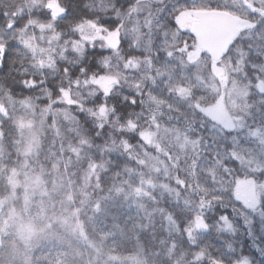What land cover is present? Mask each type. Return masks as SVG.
Segmentation results:
<instances>
[{"label": "trees", "instance_id": "1", "mask_svg": "<svg viewBox=\"0 0 264 264\" xmlns=\"http://www.w3.org/2000/svg\"><path fill=\"white\" fill-rule=\"evenodd\" d=\"M23 3L0 0V5ZM61 4L68 6L72 20L98 16L109 28L116 23L124 28L125 43L118 55L97 48L83 59L71 56L73 65L95 64L89 67L90 79L121 69L130 80L114 85L111 95L93 85L98 92L75 96L76 102L69 105L72 116L55 129L49 123L52 118L42 114L39 118L20 100L37 99L40 111L62 97L56 92L58 84L73 93L91 84H83L81 78L79 87L62 85L59 73L48 71L47 85L25 90L20 81L33 73L39 76L40 70L22 44L11 43L6 67L0 70V104L5 105L0 110V264H239L244 260L264 264V192L256 208L237 195L240 180L259 186L264 182V140L252 135L254 130L264 134V53L258 54L256 48L264 38V31L257 30L264 27V14L259 12L264 11V0H61ZM113 4L121 19L104 20L98 10ZM138 6L142 11H133ZM187 9L226 10L241 19L224 58L213 60L202 50L197 60H187L183 47L192 48L196 35L176 22ZM34 15L46 18L43 12ZM135 20L142 24L141 39L131 28ZM57 29L67 31L68 24L59 21ZM106 55L113 57L111 68L97 63ZM132 58L142 64L134 72L124 68ZM148 59L149 68L144 65ZM214 61L226 66L230 80L244 91L235 108L244 123L240 128L224 127L201 108L220 95ZM173 85L189 87L190 96L182 97L178 91L167 95L166 89ZM122 95L135 96L137 104L122 101ZM150 96L165 103L157 106ZM102 106L106 114H101ZM153 115L161 125L157 137L164 127H171L197 144L173 148L161 136L160 149L146 144L138 133L156 131ZM31 116L37 120L28 136L36 137L33 145L20 129V121ZM144 146L161 153L166 168L154 167ZM16 179L21 185L15 190ZM165 184L179 190L181 198H173L163 189ZM167 214L178 224L175 234L166 230ZM198 217L204 227L190 236L188 230ZM171 240L177 244L169 254L166 246Z\"/></svg>", "mask_w": 264, "mask_h": 264}, {"label": "snow or ice", "instance_id": "2", "mask_svg": "<svg viewBox=\"0 0 264 264\" xmlns=\"http://www.w3.org/2000/svg\"><path fill=\"white\" fill-rule=\"evenodd\" d=\"M9 7L12 9L11 11L8 10ZM98 11L103 14L104 20L116 22L121 19L120 9L114 4L110 7H102ZM36 12L45 13L46 18L41 19L39 16L34 15ZM68 13V6L62 5L61 0H24V3L19 6L0 5V70H4L6 67L5 59L10 51L11 43L17 41L31 54L34 66L40 70L39 76L33 73L20 81L25 90L30 91L36 89L39 85H47L45 73L48 71L59 73L62 85L79 87L81 78H83L85 85L90 83L101 84L104 79L103 76L89 78V67H95V64L90 66L87 64L73 65L70 57L75 55L83 59L89 50H96L97 48L102 52L111 51L113 54L118 55L116 50L121 44L125 43L121 33L122 25L116 23L115 27L109 28L98 16H84L79 20H72L69 18ZM108 13H112V15L109 16ZM59 21L68 24L67 31L57 29ZM257 30L264 31V27ZM260 39L261 44L256 45L258 54L264 53V38ZM249 47L251 48L253 45H249ZM19 50L17 49V51ZM167 55L171 57L172 53L169 52ZM110 59L111 55H106L99 58L97 63L107 67ZM128 63L133 62L130 59ZM217 71L222 72L223 69H217ZM24 72H27V69ZM119 77L120 73L117 72L116 75L111 77L110 83L113 86L119 85ZM177 91L180 96L189 97L192 90L189 87L180 86L176 88L173 85L166 89V94L173 95ZM56 92L59 96H68L69 94L68 89L59 84L56 87ZM139 94L143 95V93ZM47 95L50 97L51 93ZM106 95H111V93H106ZM12 99L9 94V101L11 102ZM120 99L133 105L137 104L135 96L128 99L127 96L122 95ZM149 99L157 106L165 103L164 100L157 99L156 96H150ZM30 101L31 97H26L22 98L20 103L30 107ZM53 102H58V99ZM4 109L5 105L0 104V110ZM101 114H105L103 106L101 107ZM152 120L156 131L144 130L138 133L139 136L150 143L155 142L154 137L157 136L158 131H161V125L155 115L152 116ZM129 124L138 127L133 121H129ZM162 131L171 133L173 129L164 127ZM177 136H179L178 132ZM125 147H129L126 142ZM53 264H58V261L53 262Z\"/></svg>", "mask_w": 264, "mask_h": 264}, {"label": "rangeland", "instance_id": "3", "mask_svg": "<svg viewBox=\"0 0 264 264\" xmlns=\"http://www.w3.org/2000/svg\"><path fill=\"white\" fill-rule=\"evenodd\" d=\"M136 12L142 11L141 7H136L135 9ZM260 13L264 14V11H259ZM195 21V16H194V9H187L182 11L181 13L178 14L176 18V22L178 24V27L180 29H191L192 30V24ZM151 20L150 18L146 19L145 26L149 27ZM123 26V25H122ZM132 31L136 34V37L138 39L142 38V34L140 33V30L142 28V24L135 20L134 24L132 25ZM121 33L123 36L124 33V28L121 27ZM120 46L116 50V52H120ZM184 52L186 53V58L187 60L194 61L197 60L200 57V54L202 53V50L198 46L197 42L195 45L190 48L189 46L183 47ZM115 55V54H114ZM133 59V58H132ZM134 60V59H133ZM132 60L133 63L129 64L128 61L124 63V68L128 71H137L138 68L142 66L141 60L136 58L134 61ZM148 62H145V67L149 68L151 66V59L147 60ZM113 63V57L111 55V59L108 65V68L112 67ZM127 65V67H125ZM217 69H223L222 72H218ZM117 72L120 73V81H126L130 80L129 76L130 75H125L122 74L121 69L118 70ZM117 72H111L110 74H105L101 75L104 77L103 81L101 84H96V83H90L91 88H77L76 93L71 92V90L68 89V96H62L61 98L58 99V102H53L56 100H51L49 104H46L42 106L39 110H36L38 107V102L37 99L31 100L30 104L31 106H27L33 114L39 113V118L44 116L45 119H50L49 123L54 126L55 129H58L60 123L63 120H68L72 116V111L69 108L70 104H73L76 102L75 96H81L83 97L84 91H97L98 87L99 89L102 88L103 90L106 91V93H109L110 90L113 89V85L110 83L111 77L116 75ZM214 72L218 76L219 79V92L220 95L218 99L210 105L201 107L203 111H205L209 117H211L213 120L220 122L224 127L229 128V129H235V128H240L244 126V123L241 119V115H239L236 111V104L238 103V99L240 98L239 94H244V91H242L237 82L231 81L229 72L224 65L217 64L216 61H214ZM142 76L146 75L142 72ZM100 76H97L99 78ZM84 84V83H83ZM96 86V87H93ZM48 94V93H47ZM49 98V96L47 95ZM61 104V105H59ZM105 109V108H104ZM36 110V111H35ZM107 113L105 109V114ZM42 114V115H40ZM33 115V116H34ZM33 116L28 117L27 120H21L20 121V129L22 130L21 132L26 135L27 134V142L30 145H33L36 137L34 135H31V137L28 139V136L33 132V129L35 125L37 124V120L33 118ZM178 131H172L171 133H164L161 132L159 136L162 137V139H166L168 146L173 147V148H184L186 146H195L197 144L196 140H193L189 138L186 134L184 133H179V136H177ZM253 137L257 139H263L264 140V134L261 133L259 130H254L252 131ZM159 136L154 137V143H150L148 140H145L146 144L150 146H156L157 148H161V142L159 139ZM145 147V154L146 156L153 162L154 167L157 169L159 168H166V162L162 156H160L161 153L154 154L151 150H149L146 146ZM15 174V173H14ZM13 180V177L11 178V182ZM21 183H18V180L16 179L13 188L16 190L17 186H20ZM163 189L165 191H168L173 198L178 199L181 198L182 194L179 190L175 189L174 187H171L169 184L163 185ZM264 192V182L261 184V186L257 185V183L250 181V180H240L237 184V195L238 198L241 199L247 206L250 208H256L259 204V194ZM166 230L170 234H175L176 232L179 231L178 224L174 217L171 214L166 215ZM203 222L200 217H198L196 223L188 230V233L190 236L194 235V232L197 229L203 228ZM176 241L171 240L167 246L166 250L169 252V254H172L175 251L176 247ZM239 264H251L248 260H244L243 262Z\"/></svg>", "mask_w": 264, "mask_h": 264}, {"label": "water", "instance_id": "4", "mask_svg": "<svg viewBox=\"0 0 264 264\" xmlns=\"http://www.w3.org/2000/svg\"><path fill=\"white\" fill-rule=\"evenodd\" d=\"M194 16L192 31L198 46L213 60H221L238 33L241 19L219 9H196Z\"/></svg>", "mask_w": 264, "mask_h": 264}]
</instances>
